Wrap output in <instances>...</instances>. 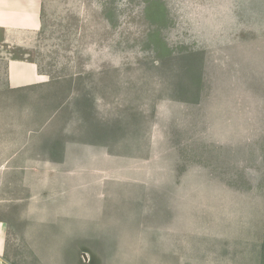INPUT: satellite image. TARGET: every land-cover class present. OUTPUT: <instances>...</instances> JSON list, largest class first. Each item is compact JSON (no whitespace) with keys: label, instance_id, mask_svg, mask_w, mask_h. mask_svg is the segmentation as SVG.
<instances>
[{"label":"rangeland","instance_id":"374dc122","mask_svg":"<svg viewBox=\"0 0 264 264\" xmlns=\"http://www.w3.org/2000/svg\"><path fill=\"white\" fill-rule=\"evenodd\" d=\"M43 9L49 81L0 102L6 259L264 264V0Z\"/></svg>","mask_w":264,"mask_h":264},{"label":"crops","instance_id":"0c3cea01","mask_svg":"<svg viewBox=\"0 0 264 264\" xmlns=\"http://www.w3.org/2000/svg\"><path fill=\"white\" fill-rule=\"evenodd\" d=\"M44 2L47 0H0V102L15 91L40 88L49 81L34 58ZM10 111L0 106V115ZM7 224L0 219V264H12L5 257L7 243H13Z\"/></svg>","mask_w":264,"mask_h":264}]
</instances>
